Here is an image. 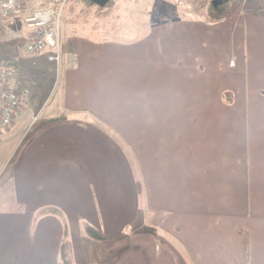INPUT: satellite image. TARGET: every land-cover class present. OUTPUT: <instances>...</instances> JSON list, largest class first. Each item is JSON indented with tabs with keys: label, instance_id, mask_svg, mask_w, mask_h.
Masks as SVG:
<instances>
[{
	"label": "crops",
	"instance_id": "0c3cea01",
	"mask_svg": "<svg viewBox=\"0 0 264 264\" xmlns=\"http://www.w3.org/2000/svg\"><path fill=\"white\" fill-rule=\"evenodd\" d=\"M236 6L67 42L58 103L0 134V264H264V1Z\"/></svg>",
	"mask_w": 264,
	"mask_h": 264
},
{
	"label": "rangeland",
	"instance_id": "374dc122",
	"mask_svg": "<svg viewBox=\"0 0 264 264\" xmlns=\"http://www.w3.org/2000/svg\"><path fill=\"white\" fill-rule=\"evenodd\" d=\"M220 1L224 0H112L108 5L97 6L91 3L90 0H70L66 4L60 22L62 57L65 55L64 49L68 48L67 42L76 36L95 39L131 40L148 29L150 23L161 19V16L165 14L171 13L172 9L177 12H185V9L188 10L189 8L193 10V15L199 16L204 6ZM239 1L240 3L237 4L236 8L240 6L243 0ZM254 1L257 0H247L250 5ZM259 1L261 2V0ZM188 17L192 16L188 15ZM12 24L7 26L8 36L0 40V63L6 62L8 59L12 60L10 61L11 65L17 70L20 81L24 84V89H30V99L24 101L17 112V122L20 119V125L27 126L30 118L32 120L33 117L37 116L40 120V116L47 114L58 103L63 60L57 68L48 63L44 55L26 53L24 44L27 29L22 20L16 21L14 19ZM26 56L38 57V67L36 69L27 63ZM19 58L24 59V61H21L22 64ZM45 88L47 94L42 97ZM44 102L45 104H43ZM33 104L37 106L34 107ZM40 105H42L41 108ZM17 122L12 127L15 132L20 127ZM20 136L16 132L9 138L0 137V177L7 165V162L2 164L5 154L8 150L16 149L15 146ZM137 227H139V224L135 226V229Z\"/></svg>",
	"mask_w": 264,
	"mask_h": 264
},
{
	"label": "built area",
	"instance_id": "2783aa9c",
	"mask_svg": "<svg viewBox=\"0 0 264 264\" xmlns=\"http://www.w3.org/2000/svg\"><path fill=\"white\" fill-rule=\"evenodd\" d=\"M70 0H0V18L21 16L27 29L24 51L44 55L57 68L62 61L60 22ZM16 20V21H18ZM9 32L0 35V40ZM21 81L17 70L0 63V134L10 128L22 104ZM37 119L32 118L31 124Z\"/></svg>",
	"mask_w": 264,
	"mask_h": 264
},
{
	"label": "trees",
	"instance_id": "16d2710c",
	"mask_svg": "<svg viewBox=\"0 0 264 264\" xmlns=\"http://www.w3.org/2000/svg\"><path fill=\"white\" fill-rule=\"evenodd\" d=\"M111 1L112 0H106L105 5H108ZM90 2L95 4L94 0H90ZM239 2H240L239 0H224V1L216 2V3L207 4L206 6H204V8L201 9V11L199 13V16H195L194 15V18L199 17V18H202V19L207 20V21L220 20V19L225 18L226 16H228L230 13H232V11L234 10L235 6ZM186 4H188V3L186 2ZM171 11H172L171 13L166 14L164 16H161V19L162 20H165V19L171 20V19H175V18L186 17L184 15L186 12H181V11L177 12L175 9H172ZM192 11H193L192 9L188 8V12H192ZM20 18H21V16H18V17L15 16L14 17L13 15L5 17V18H0V35L6 32V30L8 29L7 26L12 24V21L14 19L18 20ZM26 58L28 60L27 63L30 64L31 57L26 56ZM19 59H20V62L24 61L23 58H19ZM13 60H14V58H13ZM10 61H12V60L8 59V60H6V62H8V63H6V62H1V63H5V64L11 65ZM21 64H22V62H21ZM83 231H84L85 236H87L88 238H91V239H94V240H103V239H105L104 237H102L100 234H98V232H96L90 226H85ZM67 247L68 246H67L66 242H64L62 244V246H61V248H62L61 256L63 257V259L65 261H68V248Z\"/></svg>",
	"mask_w": 264,
	"mask_h": 264
},
{
	"label": "water",
	"instance_id": "95a60500",
	"mask_svg": "<svg viewBox=\"0 0 264 264\" xmlns=\"http://www.w3.org/2000/svg\"><path fill=\"white\" fill-rule=\"evenodd\" d=\"M97 6H103L106 3V0H94Z\"/></svg>",
	"mask_w": 264,
	"mask_h": 264
}]
</instances>
